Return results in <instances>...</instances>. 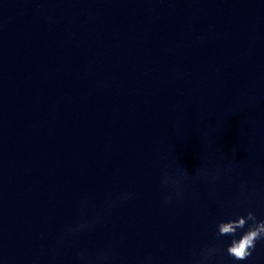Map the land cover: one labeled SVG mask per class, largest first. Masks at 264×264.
Listing matches in <instances>:
<instances>
[{
	"label": "water",
	"instance_id": "water-1",
	"mask_svg": "<svg viewBox=\"0 0 264 264\" xmlns=\"http://www.w3.org/2000/svg\"><path fill=\"white\" fill-rule=\"evenodd\" d=\"M248 209L264 0H0L3 264H232L216 221Z\"/></svg>",
	"mask_w": 264,
	"mask_h": 264
},
{
	"label": "clouds",
	"instance_id": "clouds-1",
	"mask_svg": "<svg viewBox=\"0 0 264 264\" xmlns=\"http://www.w3.org/2000/svg\"><path fill=\"white\" fill-rule=\"evenodd\" d=\"M198 170V169H197ZM196 170V171H197ZM219 173H217V176ZM169 180L165 177L164 183ZM179 181L177 180L176 183ZM241 183V189H244V184ZM181 195L179 189L176 191V196ZM131 196V193H121L118 197L121 200H126ZM172 199V195L168 194L163 197V201L167 204ZM82 205L86 206V201H82ZM91 221H81L78 224L71 226L69 232H79L86 229ZM215 236L229 237L230 239L223 241L224 247L228 256L232 258V264H239L241 261H248L253 255L258 241H264V216L257 217L256 213L248 209L246 213H234L216 221ZM222 249L217 245L204 246L200 252L199 258L194 261V264H210L215 255ZM80 255V253H78ZM195 255V252L193 253ZM0 264L3 261L0 260Z\"/></svg>",
	"mask_w": 264,
	"mask_h": 264
}]
</instances>
